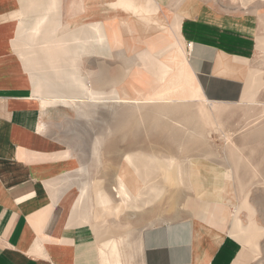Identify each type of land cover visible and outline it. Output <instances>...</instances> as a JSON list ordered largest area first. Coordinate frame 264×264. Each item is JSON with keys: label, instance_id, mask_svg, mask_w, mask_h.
<instances>
[{"label": "crops", "instance_id": "0c3cea01", "mask_svg": "<svg viewBox=\"0 0 264 264\" xmlns=\"http://www.w3.org/2000/svg\"><path fill=\"white\" fill-rule=\"evenodd\" d=\"M173 1L0 0V264H90L97 254L100 264H129V236L81 209L80 157L52 133L46 110L81 114L107 86L128 93L138 71L209 115L264 95V0ZM116 55L122 73L93 89L86 61ZM216 83L234 86L240 100L209 99L224 94ZM259 170L264 183V138ZM188 187L173 221L143 230V264H244L241 240L253 254L258 230L235 218L232 173L198 160Z\"/></svg>", "mask_w": 264, "mask_h": 264}, {"label": "rangeland", "instance_id": "374dc122", "mask_svg": "<svg viewBox=\"0 0 264 264\" xmlns=\"http://www.w3.org/2000/svg\"><path fill=\"white\" fill-rule=\"evenodd\" d=\"M185 1L174 0L173 5L182 7ZM203 1L206 0H199L201 4ZM216 1L223 7L237 2ZM84 69L94 89L103 80L121 74L123 60L119 55L109 60L90 59ZM132 84L141 90V95L134 97L137 100L118 103L119 95H112L111 87L107 86L104 95L92 96V101L82 107L83 115L70 105L45 111L52 133L75 146L80 157L76 170L84 173L76 177L85 183L86 191V198L80 200L84 203L81 209L85 212L84 206L88 207L89 219H96V223L105 220L110 223L114 235H128L131 239L126 253L128 263L143 264L142 245L140 248L143 230L175 219L181 201L193 192L188 187L192 165L203 160L219 171L232 173L237 193V203L233 204L235 218L238 216L244 226L254 221L258 230L257 249L253 254L250 255L251 247L240 239L243 250L249 252L244 264H264V183L259 170V147L264 138V95L256 94L254 104L232 103L227 110L209 115L197 100L190 104L177 103L191 96L174 94L177 90L173 84L161 88L159 80L141 71L136 73ZM212 88L224 94L213 98L205 94L211 100H240L234 94V86L216 83ZM159 93L162 95H156ZM139 151L154 155L165 177L163 194L146 205L132 195L122 194L116 173L126 155ZM235 228H238L236 224ZM95 235L97 254L100 242L96 231ZM90 264H100L98 254L97 262Z\"/></svg>", "mask_w": 264, "mask_h": 264}, {"label": "bare ground", "instance_id": "6f19581e", "mask_svg": "<svg viewBox=\"0 0 264 264\" xmlns=\"http://www.w3.org/2000/svg\"><path fill=\"white\" fill-rule=\"evenodd\" d=\"M188 84H189V81H188ZM141 86L144 87L146 86V84H144V86L143 85ZM126 92L128 93H124L118 96V99H117L118 103L119 102L126 103L128 101L137 100V99H134V97H139L141 95V90L135 87L132 84V82L130 83V88ZM156 95L160 96L162 95V93H159ZM81 113L83 115V108L81 109ZM111 148L112 146H110V149ZM113 148H115V146ZM116 173H117V179L119 182V189L122 191V194H124L125 196L127 195V197L132 195L135 198H138L140 202L144 205L160 197L161 194H163L165 190V185H164L165 177L163 176V173L161 172V168L157 160L155 159V156L150 155L148 153H144L143 151H139L137 154L130 153L126 155L122 165L120 166L118 172ZM83 195L86 196V191H83ZM125 246L126 245H124V247Z\"/></svg>", "mask_w": 264, "mask_h": 264}]
</instances>
